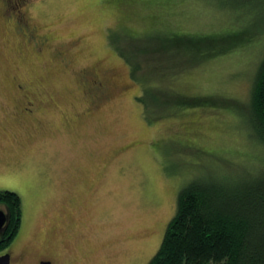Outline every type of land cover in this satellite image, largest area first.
<instances>
[{
	"label": "rangeland",
	"instance_id": "obj_1",
	"mask_svg": "<svg viewBox=\"0 0 264 264\" xmlns=\"http://www.w3.org/2000/svg\"><path fill=\"white\" fill-rule=\"evenodd\" d=\"M263 8L0 0V191L22 208L12 254L63 243L62 264H148L182 187L264 167L248 118ZM66 196L75 220L46 243L44 214Z\"/></svg>",
	"mask_w": 264,
	"mask_h": 264
},
{
	"label": "trees",
	"instance_id": "obj_2",
	"mask_svg": "<svg viewBox=\"0 0 264 264\" xmlns=\"http://www.w3.org/2000/svg\"><path fill=\"white\" fill-rule=\"evenodd\" d=\"M248 118L256 137L251 139L264 153V54ZM0 205L8 208L11 232L1 251L18 231L22 208L20 197L10 191H0ZM148 264H264V167L234 177L198 178L182 187Z\"/></svg>",
	"mask_w": 264,
	"mask_h": 264
},
{
	"label": "flooded vegetation",
	"instance_id": "obj_3",
	"mask_svg": "<svg viewBox=\"0 0 264 264\" xmlns=\"http://www.w3.org/2000/svg\"><path fill=\"white\" fill-rule=\"evenodd\" d=\"M96 76V75H95ZM93 76L91 78L92 82H95L103 87V82L96 79V77ZM85 77V76H84ZM87 78V77H85ZM100 91L101 88H100ZM31 104V102H29ZM29 104V105H30ZM28 111L29 109L26 108ZM55 212H45L43 220L46 226L50 225L49 229H47L44 232L45 235V242L48 243L49 241L53 239H64L66 229L70 230L71 223L75 220L76 213L71 210L72 207V199L70 197H58L55 200ZM4 207V213L7 216V221L4 224V227L0 230V245L6 241L10 235L11 232L9 231V225H10V213L8 211V208L6 206ZM42 220V221H43ZM22 224V216L20 225L18 228L17 233L14 235V237L11 240L12 242H15L20 234V228ZM70 234V232H67ZM26 245V244H25ZM23 248L20 249L15 254H12V249L10 248V245H8L6 248L0 251V256L8 254L9 255V263L8 264H62L61 258L66 254H69L71 251L69 250V247L67 245H64L63 243H60L56 248L51 247H45V248H39L35 251H30L26 249V246H22Z\"/></svg>",
	"mask_w": 264,
	"mask_h": 264
},
{
	"label": "water",
	"instance_id": "obj_4",
	"mask_svg": "<svg viewBox=\"0 0 264 264\" xmlns=\"http://www.w3.org/2000/svg\"><path fill=\"white\" fill-rule=\"evenodd\" d=\"M7 221V216L2 209H0V230L4 227L5 222ZM9 255L5 254L0 256V264H8Z\"/></svg>",
	"mask_w": 264,
	"mask_h": 264
},
{
	"label": "clouds",
	"instance_id": "obj_5",
	"mask_svg": "<svg viewBox=\"0 0 264 264\" xmlns=\"http://www.w3.org/2000/svg\"><path fill=\"white\" fill-rule=\"evenodd\" d=\"M33 18H35V15L33 16Z\"/></svg>",
	"mask_w": 264,
	"mask_h": 264
}]
</instances>
